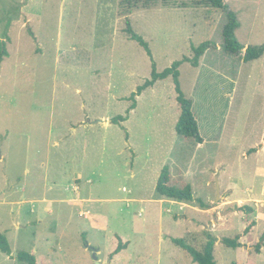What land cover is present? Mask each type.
<instances>
[{"label":"rangeland","instance_id":"obj_1","mask_svg":"<svg viewBox=\"0 0 264 264\" xmlns=\"http://www.w3.org/2000/svg\"><path fill=\"white\" fill-rule=\"evenodd\" d=\"M226 2L236 38L264 45V0ZM142 4L0 0V231L12 246L0 264H26L21 251L38 264H96L94 249L101 264H197L173 239L201 249L205 231L218 238V264H264V247L255 249L264 243V55L245 62L246 48L225 51L217 7ZM127 19L152 56L129 38ZM206 41L198 67L184 61ZM178 61L203 142L176 131L173 76L132 98L154 63L162 72ZM119 115L127 119L112 122ZM165 167L195 200L158 193ZM239 234L242 246L224 243ZM119 237L128 247L111 257Z\"/></svg>","mask_w":264,"mask_h":264},{"label":"trees","instance_id":"obj_2","mask_svg":"<svg viewBox=\"0 0 264 264\" xmlns=\"http://www.w3.org/2000/svg\"><path fill=\"white\" fill-rule=\"evenodd\" d=\"M197 6H213L217 7L223 12H225L227 16V21L223 27V37H224V49L227 53L233 55H241L243 53L244 48L245 51L242 55V59L245 62L253 61L259 59L264 55V45L260 46H247L243 45L236 38V30L239 27L238 16L235 11L230 9L229 4L226 0H194ZM143 2V7H149L151 4V0H122V5L127 7L128 10H132L140 6ZM127 28L126 32L128 33L129 38L133 40H137L152 56V51L149 43L139 35L132 27L131 21L127 19ZM213 44L211 41L203 42L200 46L195 47V55L193 58L186 57L184 61H190L194 66L200 65L201 57L205 54V52L211 47ZM7 53L6 48H1L0 50V66L4 60V56ZM182 61L175 62L172 67H169L162 72H158L156 69V65L154 63V70L152 73V77L147 79V81L138 87V91L134 92L132 98L135 99L136 95L141 94L148 87H152L155 83L160 79H165L169 76H173L176 91H177V100L180 105L181 115L176 125V131L179 135L194 138L197 142H203L204 138L201 135L199 123L196 119L193 102L190 98L186 97L181 88L180 82V70L178 69L181 65ZM136 103L131 105V109L136 107ZM127 117L125 115H119L113 118L112 122L121 123L126 120ZM256 149H252L250 152L255 151ZM170 172L165 167L160 179L157 182V191L160 195H164L170 197L172 199L180 200V201H193L195 200L194 192L191 184H185L182 186H177L172 184L171 182ZM200 203L203 208H209V205L201 198H199ZM242 210H245L247 213L254 212V208L250 205L240 206ZM256 226V222L254 220L249 222L248 227L245 229V234H249L252 229ZM205 235L207 236L206 243L202 246L201 249L195 247L192 243H190L187 237L174 238L173 241L181 246L188 254L191 256L192 260L197 264H218L215 259V246L218 241V238L213 235L209 231H205ZM242 234L237 235L236 237H225L223 239L224 243L229 247L238 248L242 246L241 242ZM264 240V235L263 238ZM129 242H125L122 237H119V244L115 251L111 253V257L115 254L121 252L122 250L128 247ZM264 247V243L260 242L255 246V249L258 252L262 251ZM0 250L8 255L12 254V246L10 241L5 233L0 231ZM19 259L26 264H38L37 256L28 251H21L19 253ZM231 264H238L237 262H233Z\"/></svg>","mask_w":264,"mask_h":264},{"label":"water","instance_id":"obj_3","mask_svg":"<svg viewBox=\"0 0 264 264\" xmlns=\"http://www.w3.org/2000/svg\"><path fill=\"white\" fill-rule=\"evenodd\" d=\"M97 251H98L97 249H94L96 264H101V262L99 261L98 256H97Z\"/></svg>","mask_w":264,"mask_h":264},{"label":"crops","instance_id":"obj_4","mask_svg":"<svg viewBox=\"0 0 264 264\" xmlns=\"http://www.w3.org/2000/svg\"><path fill=\"white\" fill-rule=\"evenodd\" d=\"M201 63V62H200Z\"/></svg>","mask_w":264,"mask_h":264}]
</instances>
